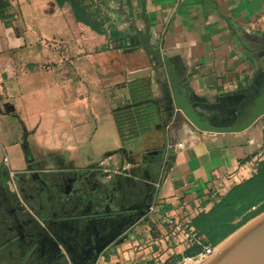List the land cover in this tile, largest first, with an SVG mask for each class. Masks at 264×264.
Here are the masks:
<instances>
[{
	"label": "crops",
	"instance_id": "obj_1",
	"mask_svg": "<svg viewBox=\"0 0 264 264\" xmlns=\"http://www.w3.org/2000/svg\"><path fill=\"white\" fill-rule=\"evenodd\" d=\"M88 4L112 9L118 32L83 41L72 28L82 22L56 0H9L0 17V264H14L18 243L34 250L22 264H72L62 244L61 252L50 248L42 221L138 205L151 187L147 219L96 264H177L188 257L185 235L160 240L168 231L163 216L190 221L227 192L210 196L224 176L251 177L264 158V115L238 132L195 128L174 107L165 66L151 48L172 63L202 116L220 125L239 121L264 89V0ZM107 155L110 167H128L103 171L97 164ZM32 167L42 183L31 178ZM68 177L75 182L65 195Z\"/></svg>",
	"mask_w": 264,
	"mask_h": 264
},
{
	"label": "water",
	"instance_id": "obj_2",
	"mask_svg": "<svg viewBox=\"0 0 264 264\" xmlns=\"http://www.w3.org/2000/svg\"><path fill=\"white\" fill-rule=\"evenodd\" d=\"M126 51H131V48H127ZM151 52L159 66L162 64L165 66L172 90L174 107L195 128L212 132H238L250 126L258 117L264 115L263 89V92L253 99L252 105L243 111L247 115L241 120L226 125L212 122L202 116L189 102L183 88L179 84V77L174 72L172 63L160 52V49L152 47ZM3 108L6 112L13 110L10 103H4ZM26 137L27 133L24 130L22 146L27 160L30 152ZM78 177L79 175H77ZM31 178L40 183L43 181L35 167H32ZM66 182L67 184L62 191L65 195H69L75 180L68 177ZM146 185L149 187L150 183L146 182ZM154 193L152 187L148 188L147 193L143 195L142 202L128 208L110 210V205L107 204L105 210L83 211L72 218L58 221L44 220L42 221L43 226L40 225L38 227L43 232L51 233L49 244L53 251L61 252L56 248L57 244H62L65 247L72 264H80L75 262L76 259L83 264H96L98 257L107 246L112 243L122 242L126 239L127 231L132 226L141 219H147L151 211ZM29 220L32 223L34 219L29 218ZM31 227L35 229L33 224ZM67 239L74 242L75 248L72 245H69V248L65 246L68 243ZM32 247L33 245L29 244L23 248L18 243L14 264H22L25 259H28L32 255V251H34ZM74 254L75 256H73ZM194 264H264V211L244 223L238 231L219 245L212 254L200 258Z\"/></svg>",
	"mask_w": 264,
	"mask_h": 264
},
{
	"label": "trees",
	"instance_id": "obj_3",
	"mask_svg": "<svg viewBox=\"0 0 264 264\" xmlns=\"http://www.w3.org/2000/svg\"><path fill=\"white\" fill-rule=\"evenodd\" d=\"M59 7L69 4L75 21H81L83 4L76 0H56ZM9 0H0V17L6 14ZM74 29V25L72 24ZM116 33V32H115ZM264 211V158L258 161L256 172L249 178L234 183L207 212L194 216L189 225L209 245H216L234 230ZM199 245H190L185 256H195Z\"/></svg>",
	"mask_w": 264,
	"mask_h": 264
},
{
	"label": "built area",
	"instance_id": "obj_4",
	"mask_svg": "<svg viewBox=\"0 0 264 264\" xmlns=\"http://www.w3.org/2000/svg\"><path fill=\"white\" fill-rule=\"evenodd\" d=\"M178 145L181 146V144H178ZM110 159H111V156L107 155L106 157H104L98 162L97 164L98 167L105 172H109V173L112 172L114 174H119L124 169H126V167H128V164H126L125 166L121 168H116V167L112 168L109 166ZM223 181L225 184L222 187H216L212 189V192L210 195L212 198H215L216 196L222 194L223 191H226L234 183H236L235 182L236 177L234 176V174H227L226 176H224ZM162 221L166 226H168V231L164 232L160 236L159 238L160 240L166 239V237L170 238L169 236H176L177 233L181 232L185 235L184 244L186 245V247H189L190 245H193V244L199 245L201 247V251L197 254L199 256L200 255H203V256L210 255L217 248L215 246L205 243L203 237L198 235L193 230V228L189 225L190 221L184 222L177 218H171L170 216H163ZM172 243L175 244V242L173 241ZM168 247L169 249H171L172 245H169ZM188 258H191V257H188Z\"/></svg>",
	"mask_w": 264,
	"mask_h": 264
},
{
	"label": "rangeland",
	"instance_id": "obj_5",
	"mask_svg": "<svg viewBox=\"0 0 264 264\" xmlns=\"http://www.w3.org/2000/svg\"><path fill=\"white\" fill-rule=\"evenodd\" d=\"M76 1H80L83 4V8L81 9V20L83 22L80 25H75L74 27L76 29L78 28L81 29L82 35H83V41L92 43L95 39V36L96 37L99 36L101 38L105 36L106 38H108L110 37V35H113L115 34V32H118V30L116 29V26L111 25L110 16L112 14V9L107 8L105 4H100L96 6L88 4V2L92 0H76ZM114 43L115 42L113 41L111 42L106 41L105 45L107 48H109L110 46L115 45ZM116 45L121 47L123 44L120 43L119 45L116 43ZM240 227L236 231H238ZM220 243L222 244V242ZM202 257L204 256L196 255L191 258L185 257L184 259L179 261V263L177 264H184L185 260H191V259L198 260Z\"/></svg>",
	"mask_w": 264,
	"mask_h": 264
},
{
	"label": "bare ground",
	"instance_id": "obj_6",
	"mask_svg": "<svg viewBox=\"0 0 264 264\" xmlns=\"http://www.w3.org/2000/svg\"><path fill=\"white\" fill-rule=\"evenodd\" d=\"M226 241V240H225ZM199 260V259H198ZM198 260H195V259H191V260H185L184 261V264H194L196 261Z\"/></svg>",
	"mask_w": 264,
	"mask_h": 264
}]
</instances>
